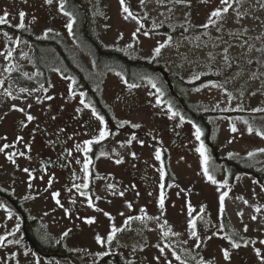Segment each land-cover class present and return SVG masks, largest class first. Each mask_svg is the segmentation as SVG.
<instances>
[{
  "label": "rangeland",
  "instance_id": "374dc122",
  "mask_svg": "<svg viewBox=\"0 0 264 264\" xmlns=\"http://www.w3.org/2000/svg\"><path fill=\"white\" fill-rule=\"evenodd\" d=\"M129 1L135 12L143 14L139 7L141 0ZM63 2L73 20L74 15L68 11L70 1ZM87 2L93 33L103 47L120 51L127 59L154 58L159 71L167 76L178 74L192 81L206 73L210 64L222 68L227 48L239 58L264 57V0H228L227 4H222L221 0L146 2L145 10L155 18L190 21L196 26L208 23L211 13L220 9L224 26L254 39L246 42L213 32L207 34L208 39L201 40L146 34L138 22L123 11L120 0ZM59 3L60 0H53L50 5L45 0H0V16L7 13V22L0 26L13 30L12 35L0 30V191L17 200L27 218L37 220L55 242H60L77 261L75 264H95L111 255H118L122 264H163V238L176 233L167 229L168 220L175 224L188 213H198L200 203L209 205L216 214L220 197L227 191L223 200L226 216L237 231L244 235L250 232L258 239V264H264L261 259L264 257V243H261L264 241V186L258 184V176L238 173L229 183L232 173L221 161L251 160L258 170V162L264 164V152L259 151L264 149V138L256 132H264V125L254 118L211 115L208 143L204 144L201 137L197 140V126L193 127L187 120L181 123L180 114L170 118L168 106L173 108V105L158 84V77L140 78L134 83L137 87L130 88L120 72L96 65L86 45L69 33L66 27L69 17L61 13ZM225 7L228 8L226 13L223 12ZM20 12L25 14L22 28L19 27ZM20 31L38 40L62 41L65 50L76 56L84 67L90 85L100 88L101 101L106 105L119 101L113 98L117 93L128 101L123 110L121 103L109 110L111 121L101 124L98 119L94 124L95 140L112 137L92 160L82 157L83 135L77 132L72 142L64 132L60 134L74 151L77 171L83 169L86 176L88 171L83 165L87 163L94 172L90 183L96 197L92 199L87 191L74 192L29 169L36 165L37 156L45 145L50 146L57 140L51 120L65 122L69 114L79 119L89 107L79 102L82 89L76 88V96H72L73 87L78 86L75 81L57 71H47L45 90L38 87L34 91H22L14 86L9 77L12 73L26 78L36 76L32 49L19 36ZM157 47H161L158 55L154 52ZM157 98L161 101L159 104ZM186 98L201 112H255L254 109H264V75L252 71L237 74L226 86L203 83ZM173 111L176 110L173 108ZM29 115L33 117L30 121ZM101 130L107 133L103 139ZM89 133L93 134L91 128ZM201 144L207 149L206 167L215 184L204 175L205 165L197 152ZM81 185L85 187L83 181ZM180 203L184 206L179 209ZM72 204H75L74 211L69 207ZM0 205H3L0 207V237H5L0 243V264H73L67 258L36 254L23 239L21 216L2 199ZM114 228L117 231L113 234ZM110 234L113 238L109 242ZM97 236L101 243L97 242ZM125 240L131 242H122ZM218 247L211 242L207 251L217 255L221 250ZM248 249L242 248V251L247 254Z\"/></svg>",
  "mask_w": 264,
  "mask_h": 264
},
{
  "label": "trees",
  "instance_id": "16d2710c",
  "mask_svg": "<svg viewBox=\"0 0 264 264\" xmlns=\"http://www.w3.org/2000/svg\"><path fill=\"white\" fill-rule=\"evenodd\" d=\"M70 5L68 11L74 15L72 38L82 41L96 65L100 64L103 69L106 68V64L110 65L109 69L117 70L122 76L127 77L129 83H137L140 78L143 77H158V82L166 91V98L171 100L173 108L178 111L180 116L197 126L202 135L201 138L204 144L209 141V134L211 131L208 117L211 115L220 116H240L243 118L258 119V123L264 125V111H226V112H201L196 110L192 105L187 102L186 95L192 91L195 87L200 86L203 83H216L220 86H226L230 84L234 75H243L247 72H254L259 76L264 75V57L258 55L254 58H239L231 54L227 48L225 52V60L222 68H218L213 64H210V69L200 74L196 79L187 81L178 74L167 76L171 84L175 97H171L170 91L166 83L160 77V74L155 72L158 68L156 60H140V59H127L120 51L107 49L96 39L93 33V27L91 22V16L89 14V8L87 0H69ZM148 0H143V3H139V7L143 14L135 12L132 4L129 0H124V6L128 8V14L134 18L141 30L146 34L158 35L166 37L167 39H173L177 36L184 38H192L194 40L208 39L207 34L217 33L221 37L229 39H241L244 42L254 40L252 37H248L243 33H238L235 30H230L223 25V17L213 19L214 23L208 24V27L196 26L190 21H176L174 19L160 20L151 16L146 10L145 5ZM67 10V9H66ZM0 30L6 32L8 35L13 34V30L8 26H0ZM20 37L24 38L32 49V57L35 61V73L36 76L32 78H26L23 75L15 72L9 77L14 86L19 89H25L34 91L38 87L47 89V71L50 69H56L57 63H63L64 69H67L70 76L76 80L78 85L90 88L88 74L85 72L81 63L73 56L68 54L63 46L62 41L44 39H35L32 35L18 33ZM132 67H136L137 70L133 71ZM63 68V67H62ZM122 71V72H121ZM66 75V74H64ZM63 76V75H62ZM67 76V75H66ZM64 77V76H63ZM261 130V129H260ZM111 137H107L105 141L101 143V150L105 146L106 142L111 140ZM100 150V151H101ZM224 165L233 167V172L240 171L246 175L257 178L258 184L264 186V164L258 162V170L255 169L256 163L251 160L240 159H225L222 161ZM165 166V164H163ZM262 176V177H260ZM104 178V176H102ZM90 197L93 198V184H90L89 188ZM0 199L10 204L16 213L21 216V231L23 239L29 244L33 251L42 256V254L48 255L47 258L54 257L55 254L66 255L67 259H70L73 264L77 261L67 253L60 242H55L54 239L46 232L45 228L34 219H28L25 212L21 209L19 202L9 195L0 191ZM122 242H131V240H125ZM119 257V256H118ZM63 258V257H59ZM120 259V258H119ZM122 263V261L120 260ZM109 264V262L99 263Z\"/></svg>",
  "mask_w": 264,
  "mask_h": 264
},
{
  "label": "flooded vegetation",
  "instance_id": "af4514ba",
  "mask_svg": "<svg viewBox=\"0 0 264 264\" xmlns=\"http://www.w3.org/2000/svg\"><path fill=\"white\" fill-rule=\"evenodd\" d=\"M109 67L110 65L106 64V69ZM58 72L70 75L67 69H60ZM155 72L158 74L161 73L158 68L155 69ZM121 77H123V80L128 85H130L134 79L133 76L132 82L129 83L127 77L122 76V74ZM160 77L164 79V73H161ZM76 88L82 89L83 95L80 94L79 102L83 100L85 104L89 105L87 113L82 115L79 119L69 114L65 122L51 120L50 126L57 140L54 139L50 146L45 145V149L41 152V155L37 156L36 165L32 166V170L42 177L52 179L63 187L71 188L74 192H85L89 191L90 182L94 179V172L90 165H88V173L86 176L84 175L83 169L77 171L79 166L78 160L76 156H74V151L66 145L64 136L63 139L60 138V134L64 132L71 138L72 142H75L73 135L77 132L80 133L79 135H83L85 137L83 144L82 140L80 141L84 146L82 157L85 160L87 158L92 160L96 158V155L101 150V143L103 141L94 139L97 136V130L94 124L98 119L93 115V109L99 116L103 117V121L109 122L112 119L109 110H112V108L119 103L123 104L121 106L123 110L128 104V101L122 94L117 93L113 98H119V101L115 103L111 101L110 105H106L101 101L102 92L98 86H91L90 88L84 86L73 87V91L71 92L72 96H76ZM126 94L129 93L126 92ZM170 95L171 97H175L172 87ZM74 120L76 122H74ZM90 128L93 130V134L89 133ZM177 135L178 133H175V136ZM89 141H92V143L89 144ZM84 166L85 164L83 168ZM90 177L93 178L91 179ZM82 181L87 187L81 185ZM220 201L221 200H219V210L216 214L212 213L209 205L207 206L200 203L198 213H188L183 216L182 220L175 224L168 220L166 223L167 229L171 228L176 231V233L171 237L164 236L163 238V264H258V239H254L255 237L250 234V232L244 235V233L237 231V229L232 226L224 210L220 209ZM191 204L193 206V203ZM74 206L75 204L69 205L71 210H73L72 208H74ZM179 206L180 209L184 204L180 203ZM193 208L195 209V207ZM190 221H194L195 236L191 235L193 229L189 227ZM214 240H216V242ZM211 242L221 249H219L220 253H217V255H213L214 252L211 250L207 251V246ZM232 243L239 244V247L233 248ZM246 247L249 248L247 254L242 251V248ZM224 250H227L229 253V258L227 260L223 255ZM219 255L220 258L218 259L217 257ZM105 262H109V264H121L117 255L104 257L95 264Z\"/></svg>",
  "mask_w": 264,
  "mask_h": 264
},
{
  "label": "snow or ice",
  "instance_id": "6c2138e0",
  "mask_svg": "<svg viewBox=\"0 0 264 264\" xmlns=\"http://www.w3.org/2000/svg\"><path fill=\"white\" fill-rule=\"evenodd\" d=\"M120 2H121V6H122V8H123V11H124V12H128V11H129L128 8L124 6V0H120ZM227 2H228V0H221V3H222V4H227ZM45 3L50 5V4L53 3V0H45ZM141 3H143V0H141ZM229 6H230V5H229ZM59 10L61 11V13H62L63 15L69 17V22L67 23L66 27L68 28L69 33L71 34V33H72V28H73V20H72V16H71V14H70L69 12L65 11V4H64L63 0H60V3H59ZM227 11H228V8L225 7V8L223 9V12L226 13ZM221 14H222V13H221V10H220V9L214 10V11L211 13L210 17H209V24L214 23V21L212 20L213 17L219 18V17H221ZM19 15H20V19H21V23H20L19 27L22 28V27H24V25H23V18H24V15H25V14H24L23 12H20ZM6 22H7V13H5L4 16H0V24L6 23ZM204 27H208V24H205ZM45 37H47V32L45 33ZM161 47H162V46H161ZM161 47H157L156 49H154L155 54L158 55V54L160 53V51H161ZM122 79H123V77H122ZM149 82L152 83L151 80H150ZM152 86H153L154 88L156 87V85H155L154 83L152 84ZM129 87H130V88H133V87H137V85H135V84H131V85H129ZM22 91H24V90L22 89ZM157 91L159 92V89H157ZM9 95H11V94L9 93ZM81 95H83V94L81 93ZM160 102H161L160 99L157 98V104H159ZM81 103H84V101L81 100ZM85 107H89V105H88V104H85ZM17 110L22 111V109H17ZM254 111H264V109H254ZM168 112L171 113L170 118H172V117H176V116L179 115L178 112L173 111V108H172V106H171L170 104H169V106H168ZM93 115L96 116L97 119L100 120L101 124H103V117L99 116V115L95 112L94 109H93ZM27 119L30 121V120L33 119V117L29 115V116L27 117ZM180 120H181V123H183V122H184V117H183V116H180ZM193 127H195V125H193ZM232 131L235 132V131H236V128L233 127V128H232ZM248 131L251 133V132L253 131V129L250 127V128L248 129ZM106 135H107V133H106L104 130H101V131H100V138H101V139H103ZM201 135H202V133H201L200 129H199V128H196V131H195L196 139L199 140L200 137H201ZM256 135L261 136V138H264V132H262V131H257V132H256ZM88 143L90 144V143H92V141H89ZM5 147H7V145H5ZM0 150H2V149H0ZM259 151H260V152H264V149H260ZM197 152H199L200 156L202 157V160H201L202 165H205V167H204V175L208 178V180L212 181V183L215 184V183H216L215 179L213 178L212 175L209 174V170H208V168L206 167L207 162H208V158H207V156H206L207 149L205 148V146H204L203 144H201L200 147L197 148ZM248 155H249V156H252L253 153H249ZM9 158H11V157H9ZM156 159H158V160L160 159V153H159V152L156 153ZM116 162H117V163H120L119 160H117ZM87 168H88V165H87V163H86L85 166H84V170L87 171ZM26 171H27V170H26ZM163 177H164V173L161 172V179H163ZM84 186L87 187V185H84ZM77 187H78V186H77ZM161 187H163V185H161ZM54 195H58V194H54ZM226 195H227V193H224V194H222L221 197H220V200H221V210H223V200H224V197H225ZM89 204H90V206H91V202H89ZM163 205H164V201H163V198H161V200H160V206H161V208H163ZM0 207H3V205H0ZM5 210L7 211V209H5ZM91 222H92V220H88V223H91ZM189 227L193 229L191 235L195 236L196 233H195V230H194V228H195L194 221H190V222H189ZM116 231H117V229L114 228V229L112 230V233L114 234ZM65 235H67V233H65ZM112 238H113V235L110 234V235L108 236V241L110 242V241L112 240ZM96 239H97V242H98V243H101V242H102V241H101V238H100L99 236H97ZM4 240H5V237H0V243H2ZM261 243H264V241H261ZM232 247H233V248L239 247V244L232 243ZM223 255H224V258H225L226 260L229 258V253H228L227 250H224ZM257 255H258V256L260 255L259 250H257ZM177 259H178V257H177ZM261 259H262V261H264V257H261Z\"/></svg>",
  "mask_w": 264,
  "mask_h": 264
},
{
  "label": "water",
  "instance_id": "95a60500",
  "mask_svg": "<svg viewBox=\"0 0 264 264\" xmlns=\"http://www.w3.org/2000/svg\"><path fill=\"white\" fill-rule=\"evenodd\" d=\"M164 80L166 81L167 85L169 87H171L167 76H164ZM44 256L47 257L48 255H44ZM54 256H56V257H66V255H60V254H55Z\"/></svg>",
  "mask_w": 264,
  "mask_h": 264
}]
</instances>
